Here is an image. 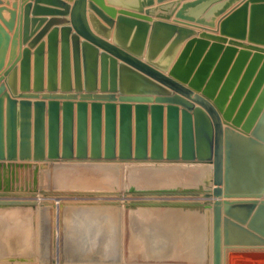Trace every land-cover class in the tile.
Instances as JSON below:
<instances>
[{
	"label": "water",
	"instance_id": "obj_1",
	"mask_svg": "<svg viewBox=\"0 0 264 264\" xmlns=\"http://www.w3.org/2000/svg\"><path fill=\"white\" fill-rule=\"evenodd\" d=\"M52 197L69 264L264 248V0H0L1 263Z\"/></svg>",
	"mask_w": 264,
	"mask_h": 264
},
{
	"label": "rangeland",
	"instance_id": "obj_2",
	"mask_svg": "<svg viewBox=\"0 0 264 264\" xmlns=\"http://www.w3.org/2000/svg\"><path fill=\"white\" fill-rule=\"evenodd\" d=\"M28 174L29 173L17 174L15 181L18 180L17 183H19L20 187L22 186V184L24 182H27V186H29L28 183H29V181H31V176H30V174L29 175ZM26 175H27V177H26ZM37 197H38L37 199L39 200L40 196L37 195ZM52 198H54V197H52ZM52 198H50V199L52 200ZM52 207H53L52 205L49 206V208L47 209V212H46V210L44 212V215H43L44 222H45L44 225L42 224L41 217L39 216V214H37L36 221H35V223H36L35 224V228H36L35 241H34V245H33V250L31 252V255L34 258V261L33 262H20V263H13V262L12 263L11 262L1 263L0 262V264H57V258L55 256V254H53L56 251L52 247V246H54V244H53V241H54L53 225H52V222H53L52 221V217H53ZM48 211H50V212L48 213ZM47 213H48V215H47ZM10 214H14L17 216L18 219H21L20 218L21 216H19V213H17V212H12ZM49 217H50V219H49ZM61 217H63V218L65 217L64 209L61 212ZM49 231L51 232V235H50ZM64 233L65 234L67 233V226L64 229ZM66 238H67V236H66ZM45 243H46V245H45ZM230 250H227L228 252H226L227 253L226 254V264H264V248L263 249L262 248H259V249H240V250L239 249H230ZM258 259H260V261ZM59 262H60V258H59L58 263ZM60 263L61 264H69L67 262H62V261Z\"/></svg>",
	"mask_w": 264,
	"mask_h": 264
},
{
	"label": "bare ground",
	"instance_id": "obj_3",
	"mask_svg": "<svg viewBox=\"0 0 264 264\" xmlns=\"http://www.w3.org/2000/svg\"><path fill=\"white\" fill-rule=\"evenodd\" d=\"M27 174V173H26ZM29 175V174H28ZM27 177V175H26ZM29 177V176H28ZM28 181V180H27ZM40 196V195H39ZM42 198L39 197V200H41ZM51 204H52V214H53V217H52V225H53V238H54V241H53V244L54 246L53 249L56 251L55 253V256L57 258V264L58 261H59V258H60V254L62 252L65 251L66 249V236H67V233L65 234L64 233V229L65 227L67 226V224H65V219H63L64 221H62L61 219V207H60V198H57V197H54L52 198L51 200ZM47 212V210H46ZM50 211H48L49 213ZM12 212H9L7 213V217H8V220H2L0 219V235H5V228H6V225H8L6 222L8 221H14L15 223H17V225H19V223H21L23 220L21 219H18L16 215L14 214H10ZM47 213V215H48ZM47 217V216H46ZM50 219V217H49ZM50 222V221H49ZM44 228V227H43ZM50 230V229H49ZM50 232V231H49ZM62 232H63V238H62ZM138 234V232H136ZM50 235H51V232H50ZM49 237V236H48ZM6 239L4 238L3 241L1 240L0 238V244H3V242H5ZM50 242V241H49ZM55 242V243H54ZM7 244H9V241H6ZM46 245V243H45ZM55 247V248H54ZM46 248V247H45ZM263 249V248H262ZM240 250V249H239ZM238 250V251H239ZM231 251V250H230ZM235 251V250H234ZM54 252V251H53ZM228 252V251H227ZM227 254V253H226ZM226 254H225V264H226ZM237 257V256H236ZM55 258V257H54ZM55 258V259H56ZM234 260V259H233ZM260 261V259H258ZM247 262V261H246ZM262 262V261H261ZM61 264V263H60Z\"/></svg>",
	"mask_w": 264,
	"mask_h": 264
}]
</instances>
